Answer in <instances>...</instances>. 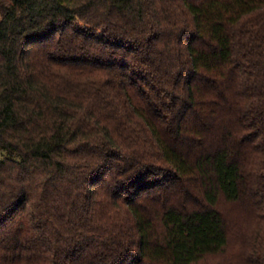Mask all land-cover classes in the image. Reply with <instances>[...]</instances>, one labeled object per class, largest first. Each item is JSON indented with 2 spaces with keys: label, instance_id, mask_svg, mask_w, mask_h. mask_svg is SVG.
Here are the masks:
<instances>
[{
  "label": "trees",
  "instance_id": "trees-1",
  "mask_svg": "<svg viewBox=\"0 0 264 264\" xmlns=\"http://www.w3.org/2000/svg\"><path fill=\"white\" fill-rule=\"evenodd\" d=\"M0 264H264V0H0Z\"/></svg>",
  "mask_w": 264,
  "mask_h": 264
}]
</instances>
